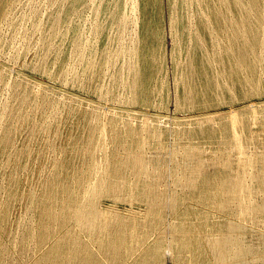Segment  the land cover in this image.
<instances>
[{
    "label": "rangeland",
    "instance_id": "1",
    "mask_svg": "<svg viewBox=\"0 0 264 264\" xmlns=\"http://www.w3.org/2000/svg\"><path fill=\"white\" fill-rule=\"evenodd\" d=\"M252 4L263 16L250 37L260 36L259 57L264 0ZM191 6L120 0L112 21L113 0H12L2 7L0 264H264V213L252 220L234 202L222 210L220 195L212 196L216 205L201 191L171 183V171L187 165L213 182L230 156L232 171L254 187V201L264 197L256 179L264 150V65L241 68L246 82L230 83L215 64L228 36L220 35L222 49L213 43ZM171 10L182 31L177 39ZM207 78L219 85L207 89ZM146 164L151 172L167 171L153 208L130 177ZM116 169H125L130 186L119 196L96 187L93 201L104 223H44L46 205L60 210L69 188L87 202L84 188ZM221 220L242 226L224 228ZM158 239L164 253L153 259L147 251Z\"/></svg>",
    "mask_w": 264,
    "mask_h": 264
},
{
    "label": "bare ground",
    "instance_id": "2",
    "mask_svg": "<svg viewBox=\"0 0 264 264\" xmlns=\"http://www.w3.org/2000/svg\"><path fill=\"white\" fill-rule=\"evenodd\" d=\"M12 0H0V17L2 14V7L5 3H9ZM187 5V11L192 10V3L195 2L199 12H201L202 17L199 18V22H203L206 26V30L209 34H212L213 38L215 37L216 41L213 43H217L220 45V35L226 34L228 36L227 44H225V51H222V56L219 60L216 61V67L221 69L222 71H226L229 77L231 78L230 83L241 84L243 85L246 80L242 76H245L241 73V68L246 69L247 71L254 70L253 67L256 63L261 62L264 65V56L255 57V50L258 48L259 38H253L251 42L252 30L255 28L252 26L256 24L255 27H261L262 18L261 12H256V6L253 4L250 5L251 0H249V4L245 6V4H241V0H184ZM99 7L101 3H99ZM120 4V0H113V11L110 10L112 17H109V21L114 19L115 13L114 11L118 10ZM135 7V3H133ZM99 7L96 12L98 13ZM209 7H213V14H208L206 9ZM195 13V12H194ZM121 17H125L123 14ZM190 17V16H189ZM192 18V17H191ZM254 18V19H253ZM196 19V18H195ZM177 19L176 18V10H171V21L170 27L173 30V33L177 36L181 35L182 31L177 30ZM193 20V19H192ZM187 22V21H186ZM175 26V29H174ZM185 26V25H184ZM192 26V25H191ZM198 30V28H196ZM190 32L188 30L187 34ZM223 32V33H222ZM247 36V37H246ZM246 37V38H245ZM234 38V40L232 39ZM244 38L249 43L248 46H243ZM264 41L260 39V45L262 46ZM221 49L222 46L220 45ZM220 51V52H221ZM205 55H209V52L206 51ZM217 55L219 53L218 50H214L213 54ZM137 61L134 60L131 62L132 66L136 68ZM252 77H257L258 74L255 75V72H252ZM248 81V80H247ZM206 88L211 90L212 87H216L219 85V82L214 80V78L205 79ZM230 85V84H228ZM230 87V86H229ZM231 88V87H230ZM21 101H25L26 93H22L20 96ZM160 133V130H158ZM5 140H8V135L6 134L4 137ZM230 155V154H229ZM228 156V154H227ZM230 157V156H228ZM226 157L225 160L221 162V167L223 171L220 173L218 178L214 179V184L209 180L208 176H206L201 168L195 167L194 165H190L184 169V171H178L174 169L171 171V183L174 188L181 189H189V190H198L203 193L204 196L207 197H215L220 195L218 200V206L222 210H226L229 203L234 202L237 206V211L242 214H251L250 217L252 220L257 219L264 213V197L262 202L258 203L254 201V192L255 189L253 186L246 184L243 180V177L235 174L230 167V160ZM260 159L261 166L259 167V171L257 172L256 179L258 183H264V150L261 151V154L258 156ZM187 163H192L190 161H186ZM148 164L140 165L138 168L132 169L130 172V177L136 178L135 186L139 189L138 192L140 194H144L147 196V203L154 207L156 203V197H158L159 192H156L155 187L158 185H167V171L155 169L156 172L150 171L147 167ZM125 169H116L112 174L107 177V181L102 182V178L96 175V179L94 184L89 185L84 188L83 194L87 198V202H80L74 192V189L69 188L67 193L68 197L64 201V206L60 210H55L51 208L49 205H46L44 209V223H58V221H65V219L70 218L75 220L76 222H83L85 225L91 224L94 220H97L98 223H104V213L95 206L93 198L97 195L98 191H96V187H106L109 192L113 193V196H119L118 193L122 192V190H126L125 187L130 186L129 175L127 174ZM169 175V174H168ZM102 182V183H101ZM264 193V189L261 190ZM154 193V194H152ZM161 196L164 197L163 191L161 192ZM210 198V199H211ZM216 199L212 198L209 202H215ZM217 205V203L215 202ZM154 210V209H152ZM210 211L209 209H207ZM153 211H150V213ZM120 221V220H119ZM221 225L227 228L236 229L242 226V223L236 220L233 221H222ZM68 224V223H66ZM149 255L153 259L157 258L160 253L163 254L164 250H161V242L160 239L151 243L149 246ZM162 251V252H161Z\"/></svg>",
    "mask_w": 264,
    "mask_h": 264
}]
</instances>
